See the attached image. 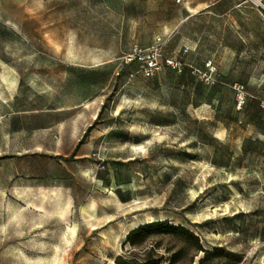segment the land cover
Instances as JSON below:
<instances>
[{
  "label": "rangeland",
  "instance_id": "obj_1",
  "mask_svg": "<svg viewBox=\"0 0 264 264\" xmlns=\"http://www.w3.org/2000/svg\"><path fill=\"white\" fill-rule=\"evenodd\" d=\"M207 1L0 0V264H264V0Z\"/></svg>",
  "mask_w": 264,
  "mask_h": 264
},
{
  "label": "built area",
  "instance_id": "obj_2",
  "mask_svg": "<svg viewBox=\"0 0 264 264\" xmlns=\"http://www.w3.org/2000/svg\"><path fill=\"white\" fill-rule=\"evenodd\" d=\"M162 38L159 36L157 41L150 48H143L136 44L131 48V52L127 57V63L131 61L139 62L140 71L145 76L153 75L160 67V56L163 49ZM189 48L185 47V51ZM172 67L182 70V63L176 59H168ZM204 76L207 82L214 83L218 80V66L213 60H208ZM243 99V97H240Z\"/></svg>",
  "mask_w": 264,
  "mask_h": 264
},
{
  "label": "trees",
  "instance_id": "obj_3",
  "mask_svg": "<svg viewBox=\"0 0 264 264\" xmlns=\"http://www.w3.org/2000/svg\"><path fill=\"white\" fill-rule=\"evenodd\" d=\"M161 221H152V222H148L142 225H139L138 227L134 228L132 231H130L128 233V237L127 239L133 244H138L140 242H142L144 240V234H146L147 232H151L154 229H157L161 226ZM170 227V228H169ZM168 229L173 230V231H179L183 234H188L192 237H194L196 239V241L198 242V237L195 236L192 232L188 231L186 228L182 227V226H168ZM199 249L201 251L204 252V256L203 258L200 260L199 264H203V262L205 260H208L211 256H215L217 254H219L220 251H223L222 248L220 246H214L211 249H203L199 243H198ZM117 261L120 264H131L132 262H135V264H156V262H151L148 263L147 260H139V261H133L132 259H130V255L126 253L124 254H120Z\"/></svg>",
  "mask_w": 264,
  "mask_h": 264
},
{
  "label": "bare ground",
  "instance_id": "obj_4",
  "mask_svg": "<svg viewBox=\"0 0 264 264\" xmlns=\"http://www.w3.org/2000/svg\"><path fill=\"white\" fill-rule=\"evenodd\" d=\"M197 9H199V6H198ZM117 201L120 204V200L118 199ZM137 208H138V206H137ZM132 209H133V207H132ZM135 209H136V206H135ZM82 211H83L84 220L86 222H88L89 224L94 225L95 224L94 223V220H96L99 217V208H98L97 202L96 201H92L88 205L84 206L83 209H82ZM103 213H105V214L108 215L107 211H105V210H103ZM146 219L147 220H150V221H154L153 220L154 219V216L148 214V215H146ZM78 225H79V222L77 220H75L74 223H73V226L70 228V232H69L70 233L69 234L70 236H69V239L72 240V239L75 238ZM127 232H129V230ZM119 236H120V232L117 231L115 229V227H111L109 230L104 231L102 233V236H101V240H102V243L104 244V247L105 248L111 247L113 249V251H114L115 250V244H116V242H118L117 240L119 239ZM115 253L116 252H114V254L110 257V263L111 264H117L116 261L114 260Z\"/></svg>",
  "mask_w": 264,
  "mask_h": 264
},
{
  "label": "crops",
  "instance_id": "obj_5",
  "mask_svg": "<svg viewBox=\"0 0 264 264\" xmlns=\"http://www.w3.org/2000/svg\"><path fill=\"white\" fill-rule=\"evenodd\" d=\"M179 1H183L184 3H186L187 6L186 9L189 13H191L192 15L198 14L201 11L208 9L209 8V1L207 0H179ZM191 6V7H190ZM199 6V9H197ZM197 7V8H196ZM201 7V8H200ZM191 9V10H190ZM193 9V10H192ZM195 10V11H194ZM199 10V11H198ZM169 27H166V31H168ZM167 33V32H166ZM193 43L195 44L196 42L193 41ZM197 46V44H196Z\"/></svg>",
  "mask_w": 264,
  "mask_h": 264
}]
</instances>
